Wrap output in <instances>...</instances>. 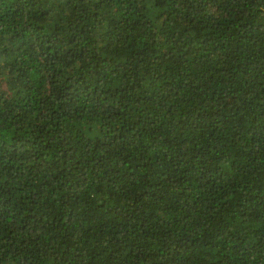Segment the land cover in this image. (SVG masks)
<instances>
[{
	"label": "trees",
	"instance_id": "16d2710c",
	"mask_svg": "<svg viewBox=\"0 0 264 264\" xmlns=\"http://www.w3.org/2000/svg\"><path fill=\"white\" fill-rule=\"evenodd\" d=\"M0 264H264V0H0Z\"/></svg>",
	"mask_w": 264,
	"mask_h": 264
}]
</instances>
